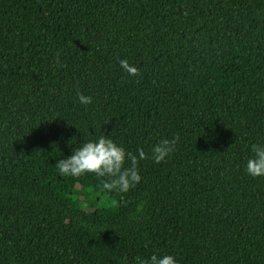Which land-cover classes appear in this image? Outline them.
Here are the masks:
<instances>
[{
	"label": "trees",
	"instance_id": "trees-1",
	"mask_svg": "<svg viewBox=\"0 0 264 264\" xmlns=\"http://www.w3.org/2000/svg\"><path fill=\"white\" fill-rule=\"evenodd\" d=\"M101 136L148 154L127 192L55 167ZM253 144L264 0H0V264H264Z\"/></svg>",
	"mask_w": 264,
	"mask_h": 264
},
{
	"label": "clouds",
	"instance_id": "clouds-1",
	"mask_svg": "<svg viewBox=\"0 0 264 264\" xmlns=\"http://www.w3.org/2000/svg\"><path fill=\"white\" fill-rule=\"evenodd\" d=\"M57 63L59 54H57ZM122 69L135 77L140 74L139 69L129 63L127 59L119 61ZM81 104H91L92 97L78 93ZM180 137L161 139L151 149V157L156 163L164 161L174 150ZM254 156L246 164L247 173L253 177L264 176V146L252 145ZM148 154L141 148L138 155L126 150L115 143L108 136H101L98 140L88 141L80 147L74 148L72 155L59 159L55 167L62 176L79 177L86 173H94L97 177H106L101 187L106 191L119 190L127 192L141 180L138 172L139 160L147 159ZM126 162L128 167H125ZM138 264H177L171 254H153L148 259L138 260Z\"/></svg>",
	"mask_w": 264,
	"mask_h": 264
}]
</instances>
